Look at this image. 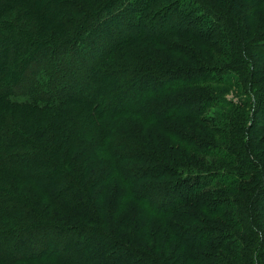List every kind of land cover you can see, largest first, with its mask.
Here are the masks:
<instances>
[{
    "label": "trees",
    "instance_id": "trees-1",
    "mask_svg": "<svg viewBox=\"0 0 264 264\" xmlns=\"http://www.w3.org/2000/svg\"><path fill=\"white\" fill-rule=\"evenodd\" d=\"M261 29L264 0H0V57L12 63L23 48L0 87V264H264V140L252 137L264 131L260 97L249 120L233 111L223 122L203 114L221 99L180 91L222 83L237 67L250 92L264 79L252 45ZM169 36L205 43L233 66L207 64ZM148 42L184 57L190 46L195 64L124 61ZM159 130L192 156L155 144ZM203 157L231 166H175L202 167Z\"/></svg>",
    "mask_w": 264,
    "mask_h": 264
},
{
    "label": "rangeland",
    "instance_id": "rangeland-1",
    "mask_svg": "<svg viewBox=\"0 0 264 264\" xmlns=\"http://www.w3.org/2000/svg\"><path fill=\"white\" fill-rule=\"evenodd\" d=\"M51 1L52 0H50V2ZM62 14H63L64 19L70 18V16H71V18H73V16L70 14L69 11H64ZM133 18L135 19V17H133ZM40 19L42 20L43 18L40 17ZM72 20H73V22L75 21L74 19H72ZM13 21L15 23H18V24L20 22V21H17V19H15ZM31 21L36 22L34 20H31ZM32 24H35V23H32ZM36 24L41 25L42 23L38 22ZM30 26L31 27H26L29 34H31V35L38 34V32L35 31L36 28L32 27V25H30ZM263 32H264L263 29H261V31L259 33L262 34V36H263ZM262 36L261 37L258 36L257 39L252 44L253 48L255 49L254 50L255 55L253 53L254 61L260 62V60H261L260 63H256L255 70H257V71H259V67L261 66V63L263 64V60H264V57H263L262 52H261L262 49L264 50V40H262V39H264V37H262ZM169 37H170V39L177 42L176 45L180 48H184L186 43L191 44L194 47V50L199 53V56L201 58H203L207 62V64L211 63L213 65H221V66L233 64V60H230V58L228 56H226V54L223 55L220 53H215L216 51H212V48H210L209 46H205L204 45L205 43L199 44L198 43L199 41L192 40V39L187 38V37H174V36H169ZM148 43L149 44H140V45L133 47L130 51L131 55L128 57H125L124 61H126V62L127 61L141 62V60H143V59L137 57V56H141L146 61H148L147 63H149V64H146V65H149V66H160V65H166V64H167L166 66H168V65L171 66L172 64L173 65H176V64H183L184 65L185 64V65L192 66L195 64V63H192V61H191V60H194V57L192 56V54H190V52L192 50V48L190 46H189L190 51H188V53H189L188 56L184 57L183 55L176 54L174 50L171 51L170 49H168V47H166V48L163 47V45L157 46V44H153L150 42H148ZM202 45H204V46H202ZM22 49L23 48H20V50H18L16 52L15 57H13L12 63L7 62L8 60L6 61V57H7L8 53L5 56L0 57V70H1L0 71V76H1L0 87L3 88L2 89L3 91H4L5 87L7 89V86H9L10 80L13 77V75L15 76V71H16L18 64H19V60L17 61V57L20 54H21V56H23L22 55ZM184 51H186V50H184ZM260 55H262V56H260ZM1 59H2V61H1ZM244 71H245L246 76L247 75L249 76V74H251L250 64L245 65ZM137 73L139 74V73H141V71H138ZM174 76H175L174 77L175 80H181L182 81L184 79V77L179 76V75H174ZM256 76L258 78L259 74H256ZM114 77H115L116 81H118V82L122 81L120 75H114ZM133 77L135 78L136 75H134ZM241 78L242 77L239 74V70L237 69V67H233V69H226L223 72V79L224 80L222 83H211V82L192 83V84L181 86L180 91L182 90V91L188 92L191 90L194 92H202L201 94H208L210 96H213L216 99H221L222 102L226 103L225 106H220V107L219 106L218 107L217 106H215V107L211 106L210 108H208L205 111V113H203L205 115L210 116V115H212L213 111L216 110V111H219L220 113L224 114V117H222V119H220V120H222L223 122L224 121L226 122L225 116L234 111L233 113L236 114L238 117H241L244 115L249 120L253 116V114H255V111H253L254 107H253L252 100L256 96L260 97V100L264 106V92H263L264 89L260 90V87L262 85V82H264V79H263V81H260L261 83L259 82V84H256V86H253V88H251L250 92H249L248 89L243 88L239 84H237V83H241ZM147 84L154 85L153 88H155L157 85L155 81H149ZM27 86L28 85L25 84L21 88H27ZM185 86H190V87L185 88ZM129 120H130V122L131 121L135 122L133 127H135L136 124H139L140 126L142 125L138 121V119H136L134 117H130ZM183 120H185V119L173 118L171 120V122H173L177 126H181V127L183 126L185 128H188L190 123L189 122L186 123V121H183ZM194 122L198 125L199 124L202 125L198 119H196ZM36 126L39 127L40 124L36 123ZM141 127L143 128L144 125ZM146 127H150V129L152 128L151 126H146ZM155 129H157V128H155ZM147 130H149V129H147ZM260 131H261L260 133L255 132L252 136L253 139L256 140V142H260V141L264 140V131L263 130H260ZM200 133L201 132L199 131L198 134H200ZM155 134H156V137L154 138L155 144L162 146V144L164 143L163 147L171 146V148L174 149V153H175V150L178 149L179 151H181L179 157H182V158H186V156L187 157L192 156V154H191L192 152L187 150L183 145L179 144L177 141L170 139L169 137L165 136L163 133L160 132V130L155 132ZM205 137L214 139L216 142H219V139L214 134H208V135H205L204 138ZM1 139L2 138L0 136V140ZM261 150L263 153L264 148L262 147ZM155 152L166 155L167 157H170V158H173V156L176 157V154L175 155L169 154L168 150H165V153H164L162 151V149H160L159 147H157L155 149ZM195 157L199 158L198 156H195ZM263 157H264V153H263ZM90 159L91 160L94 159V156L91 155V153H90ZM203 159H205L204 160L205 163H203L202 167H200L197 164H194L193 162H183V161L179 162V160H182V159L174 158V160L178 163L175 166L183 168L182 166L184 164H186L187 165L186 168H188V169H194L195 168V169L211 170V169H216V168H225L224 166H227V167L231 166V165H226L227 163L223 164V162H219V161L214 160L210 157H203ZM186 168H183V169H186ZM27 177H28V175H27ZM30 178H36V179H34V183H40V181L38 180L37 177L34 176V177H30ZM17 187H20V186H17ZM24 188L28 189L29 190L28 192H30L31 195L36 194L35 189H33L31 186L25 185ZM123 188H124V190H121V192H123V193L128 192V189L126 186H123ZM44 203L45 202L43 201V204ZM52 209L57 210L56 208L54 209L53 207H52ZM262 211H264V209H262Z\"/></svg>",
    "mask_w": 264,
    "mask_h": 264
}]
</instances>
